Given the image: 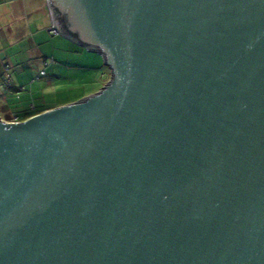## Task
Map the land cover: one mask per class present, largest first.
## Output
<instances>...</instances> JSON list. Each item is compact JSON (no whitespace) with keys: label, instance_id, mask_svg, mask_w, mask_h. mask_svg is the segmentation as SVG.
I'll list each match as a JSON object with an SVG mask.
<instances>
[{"label":"water","instance_id":"1","mask_svg":"<svg viewBox=\"0 0 264 264\" xmlns=\"http://www.w3.org/2000/svg\"><path fill=\"white\" fill-rule=\"evenodd\" d=\"M95 93L0 116V264H264V0H47Z\"/></svg>","mask_w":264,"mask_h":264},{"label":"crops","instance_id":"2","mask_svg":"<svg viewBox=\"0 0 264 264\" xmlns=\"http://www.w3.org/2000/svg\"><path fill=\"white\" fill-rule=\"evenodd\" d=\"M10 15L16 18L14 21L17 20L22 25L21 28L24 29L27 36L21 54L24 60L18 56V59L11 58L12 63L8 60L9 57H5L3 61L0 60V78H2L5 70H9L10 65L15 64L20 69L13 72V76H15L13 79L14 84L23 79L26 81V78L30 75L28 66L32 64L33 58L36 57L39 59L33 61V64L41 66L40 69L44 64L46 66L45 74L40 76L39 71L37 75L46 77V82L51 86V90L46 94L43 93V95H40L39 92L37 94L32 93L28 99L26 97L24 100L18 94L17 97H21L20 103L17 101H14V103L6 102L4 117L1 116L4 120L19 121L21 118H28L31 114L48 107L65 104L77 97L98 91V89H95V91L87 90L95 87L94 83H97L98 75L84 76L81 72L78 74L75 71V76L72 78L73 71L70 69L71 65L76 62V55L81 58H89L91 62H96V60H99L98 53L87 50V48L50 30L52 18L47 0H0V20ZM11 33L12 29L8 28V32H4L1 36L0 42H6L7 44L12 36ZM50 58H53V60L50 61ZM55 59L62 62H57ZM89 66L94 70L98 68L95 64H89ZM59 80L60 82L57 83ZM71 81L75 82L73 86L66 84V82ZM14 90L19 91L16 86Z\"/></svg>","mask_w":264,"mask_h":264},{"label":"rangeland","instance_id":"3","mask_svg":"<svg viewBox=\"0 0 264 264\" xmlns=\"http://www.w3.org/2000/svg\"><path fill=\"white\" fill-rule=\"evenodd\" d=\"M14 19H16L13 16H9V17H4L1 18L0 20V38L3 35L4 32H8V28L12 29V33H11V37L9 38V42L6 44V42H0L1 46H0V60H4L5 57H9L8 60L11 61L12 63V59L11 58H17L21 57L22 60L23 59V55L22 54V50L24 47V43L25 40L27 39L26 33L24 32V29H22V25L19 24L16 21H14ZM3 30V31H2ZM49 33L53 34L51 31H49ZM58 35V34H55ZM99 60H96V62H91L90 59L88 61L87 58H81L78 55H76V62L74 64L71 65L70 69L73 71L72 73V78H74V72L77 71V73L79 74V72H81L82 74H84V76H93V75H98V81L97 83H94L95 87H91L88 88L87 90H94L95 89H100L109 79V70L106 67V65H104V61L103 58L100 54H98ZM18 59V58H17ZM39 58H33V61H37ZM53 58H50V61H52ZM57 62H62L58 59H55ZM32 64L30 66H28V71L30 72V75L26 78V81L20 80L19 83L14 84V78L15 76H13V72L20 69L17 65L13 64L12 66H9V70H5L2 78H0V116L4 117V107L6 106V102H10V103H14V101H17L18 103H20V98L22 97V100H24L26 97L27 99L30 97V95L33 94H37L38 92L40 93V95H43V93H48L49 90H51V86L47 84L46 82V77H40L42 75L45 74L44 70L46 69L45 64L42 66V68L40 69L41 66H39L38 64ZM54 62V61H53ZM96 67H98L96 70L91 69L89 64H92ZM54 66V63L52 64V68ZM17 67V68H16ZM76 68V70H75ZM40 69V70H39ZM40 71V73L42 75H37V73ZM67 81V80H65ZM59 81H57V83H59ZM74 81L71 82H66V84H70L71 86L74 85ZM18 87L19 91L14 90V88ZM22 88H24L22 90ZM97 91V90H96ZM93 93V92H91ZM21 97H17L19 95ZM7 97V99H6ZM3 109V110H2ZM7 116V115H6Z\"/></svg>","mask_w":264,"mask_h":264},{"label":"built area","instance_id":"4","mask_svg":"<svg viewBox=\"0 0 264 264\" xmlns=\"http://www.w3.org/2000/svg\"><path fill=\"white\" fill-rule=\"evenodd\" d=\"M50 30H51L52 32H56V31H55V28H54V26H53V25H51V28H50ZM40 75H42V74L40 73Z\"/></svg>","mask_w":264,"mask_h":264}]
</instances>
